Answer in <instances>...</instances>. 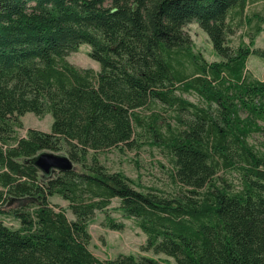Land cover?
Instances as JSON below:
<instances>
[{
    "label": "trees",
    "instance_id": "1",
    "mask_svg": "<svg viewBox=\"0 0 264 264\" xmlns=\"http://www.w3.org/2000/svg\"><path fill=\"white\" fill-rule=\"evenodd\" d=\"M248 1L0 0V264H162L92 252L89 222L113 201L175 264H264V150L248 141L264 129V78L246 67L264 47L228 40ZM192 21L217 59L193 48ZM83 42L99 69L67 59ZM27 111L51 113L50 130L19 135ZM141 137L169 154L173 190L100 160ZM43 150L67 154L73 168L44 173L32 160Z\"/></svg>",
    "mask_w": 264,
    "mask_h": 264
},
{
    "label": "rangeland",
    "instance_id": "2",
    "mask_svg": "<svg viewBox=\"0 0 264 264\" xmlns=\"http://www.w3.org/2000/svg\"><path fill=\"white\" fill-rule=\"evenodd\" d=\"M240 23L234 26V31L228 35L230 44L234 47L240 42L244 45L261 48L264 47V0H249L241 15ZM250 20V22L246 21ZM261 24L260 31L253 33L254 24ZM185 30L191 37L192 46L200 51L206 59L214 60L218 56L213 49L212 43L207 33L194 21L187 23ZM252 37V42H251ZM90 45L86 42L80 44L78 50L72 51L67 55V59L73 64L81 67H92L99 69V63L89 55ZM247 72L251 77L264 78V56L250 53L246 62ZM190 100L197 101L198 95L195 93H184ZM199 101V100H198ZM246 112L241 111L245 116ZM23 126L17 128L19 135L26 133L27 127H35L42 130H50L52 115L47 112L42 116L36 115L32 111H27L21 116ZM260 125H264V120H258ZM141 137L137 142L140 145L132 147H112L100 152V160L111 169H121L134 179L135 183L141 185H151L165 191L173 190L176 187L171 183L169 169L171 166L169 154L159 145L144 141ZM248 141L256 149L264 150V129L254 131L248 136ZM227 180L238 183V176L235 171L225 170L219 172ZM53 202L61 204L66 208L67 215L73 218L74 215L67 208L68 202L59 195L51 197ZM18 201H14L17 203ZM13 204V201L10 202ZM113 201L108 210H97L90 220L88 230L91 234L89 248L94 254L101 258L114 257L118 253H134L135 255L145 254L161 259L162 264H175L171 256L163 252H154L152 248L146 247V234L138 226L136 219L126 217L111 206L116 205ZM106 213H109L116 222H123L120 229L111 228L106 221ZM2 217V216H1ZM7 224L16 226L15 220L3 217Z\"/></svg>",
    "mask_w": 264,
    "mask_h": 264
},
{
    "label": "water",
    "instance_id": "3",
    "mask_svg": "<svg viewBox=\"0 0 264 264\" xmlns=\"http://www.w3.org/2000/svg\"><path fill=\"white\" fill-rule=\"evenodd\" d=\"M32 160L46 174L53 170H68L74 166L73 161L67 154L50 150L38 152L32 157Z\"/></svg>",
    "mask_w": 264,
    "mask_h": 264
}]
</instances>
